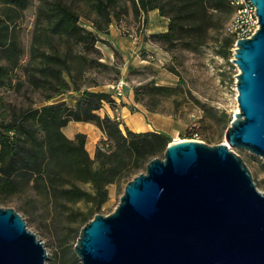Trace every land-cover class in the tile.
<instances>
[{
    "label": "trees",
    "instance_id": "1",
    "mask_svg": "<svg viewBox=\"0 0 264 264\" xmlns=\"http://www.w3.org/2000/svg\"><path fill=\"white\" fill-rule=\"evenodd\" d=\"M133 2L146 15L158 10L169 18L168 30L152 38L169 46L183 42L192 50L207 44L210 33L224 29L234 13L225 0ZM30 3L0 0V89L19 79L14 71L21 68L29 85L43 91L46 101L71 91L82 95L73 106L63 102L29 108L0 120V201L31 187L60 216H65L70 206L89 204L80 221V225L86 224L109 201L110 186L128 184L152 159L164 156L172 139L163 132L123 130L116 118L100 114L105 104L116 109L113 95L91 91L99 86L96 82L84 86L90 70L108 68L100 62L97 44L102 40L100 34H109L117 0H39L30 59L23 66L19 22ZM83 17L94 31L81 25ZM233 44L235 38L226 35L218 54L228 60ZM18 84L21 89L22 80ZM167 90L159 86L144 94L137 90L135 101L141 103L143 96ZM3 106L0 96V110ZM148 110L158 113L157 105ZM72 121L93 124L103 133L94 158L86 149L85 134L70 139L64 133ZM223 123L228 126L229 120L225 117ZM79 236L77 229L75 240ZM67 256L64 264H80L72 250Z\"/></svg>",
    "mask_w": 264,
    "mask_h": 264
},
{
    "label": "water",
    "instance_id": "2",
    "mask_svg": "<svg viewBox=\"0 0 264 264\" xmlns=\"http://www.w3.org/2000/svg\"><path fill=\"white\" fill-rule=\"evenodd\" d=\"M260 29L237 41L239 111L216 146L187 139L126 185L114 212L97 214L74 252L81 264H264V193L244 159L264 160V0ZM45 244L13 208H0V264H47Z\"/></svg>",
    "mask_w": 264,
    "mask_h": 264
},
{
    "label": "rangeland",
    "instance_id": "3",
    "mask_svg": "<svg viewBox=\"0 0 264 264\" xmlns=\"http://www.w3.org/2000/svg\"><path fill=\"white\" fill-rule=\"evenodd\" d=\"M38 5L39 0H31L29 8L24 12V18L19 22L24 49L23 66L30 59ZM158 13L159 16L156 17L159 23L163 22L168 26L169 18L161 16L159 11ZM80 23L88 30L94 31L92 23L87 18L83 17ZM150 23L148 14L138 11L133 0H117L112 12L111 26H117L124 38L134 43L136 59L130 61L132 57L128 59L124 57L123 60L121 54L115 51L114 59L108 61L100 50L102 53L100 62L108 68L90 70L83 80L84 86L96 82L99 86L91 88V91L110 93L113 97H115L113 86L123 79L124 94L131 92L134 97L137 90L144 94L154 87H166L168 90L162 94L145 95L142 102L137 104L148 112H150L148 109L157 105L159 114L175 121V128L167 134L172 139L171 143L193 139L211 146L226 143L232 149L227 143L226 133L234 115L239 111L236 83L240 71L233 64L235 45L231 47L228 60L218 54L221 41L226 37L223 29L211 32L207 44L196 50L186 48L183 42L165 45L152 38L153 34H147L146 29ZM130 34H135L139 39L134 41ZM105 35L100 34V37ZM97 47L100 49L112 46L109 42L101 40ZM141 59L144 62H141ZM14 75L22 80V86L20 89L19 79H14L11 85L0 89L4 105L0 110V120L3 118L9 120L15 114L29 108H42L63 102L73 106L82 95L71 91L46 101L43 91L34 90L29 85L21 68L16 69ZM100 114L105 115L102 111ZM225 117L229 120L228 126H224ZM81 127L91 133L92 138L91 126L83 124ZM65 133L68 135V128L65 129ZM93 148V141L90 140L87 149ZM235 151L244 159L258 189L264 193V160L246 150ZM144 172L145 170L141 173ZM126 185L110 186L109 201L97 214L104 216L112 214L124 195ZM1 199L0 208L15 209L26 221L28 229L45 244L49 257L47 264H64L68 257L67 252L72 250L75 254L74 247L77 243L75 230L80 229L81 233L94 218L80 225L83 214L87 213L90 207L85 203L70 206L65 216L57 215L46 199L31 187L10 197L3 196ZM75 256L77 257L76 254Z\"/></svg>",
    "mask_w": 264,
    "mask_h": 264
},
{
    "label": "crops",
    "instance_id": "4",
    "mask_svg": "<svg viewBox=\"0 0 264 264\" xmlns=\"http://www.w3.org/2000/svg\"><path fill=\"white\" fill-rule=\"evenodd\" d=\"M158 14L159 13L156 10L148 13V18L151 22L146 29L148 35L164 33L168 30L167 24L165 25L163 22L159 23L158 18L156 17L159 16ZM101 39L109 42L112 46L110 48L100 47V50H102L108 61L114 59L113 54L115 51H118L121 54L123 60L124 57L126 59L132 57V60L130 61L136 59V48L134 43L129 41L127 38H124V35H122L117 26L112 25L109 34H106L105 37L101 36ZM140 61L144 62L143 59ZM114 99L116 102V109H112L108 104H105L101 111L103 114H108L111 118L119 119L123 130L128 128L136 133L163 132L165 134H169L170 131L175 128V121L172 118L163 116L159 113L148 112L143 107H140L135 101L134 94L131 92L125 93L121 98L114 97ZM83 124L91 126L93 134L92 138L91 133L82 129L81 126H83ZM67 128L68 135L65 133V129ZM64 133L70 139H74L79 133L85 134L87 136L86 149L89 141L92 140L94 145L93 150L87 149L92 158L95 155L97 144L102 138H104L100 129L93 124L84 122H70L64 128Z\"/></svg>",
    "mask_w": 264,
    "mask_h": 264
},
{
    "label": "built area",
    "instance_id": "5",
    "mask_svg": "<svg viewBox=\"0 0 264 264\" xmlns=\"http://www.w3.org/2000/svg\"><path fill=\"white\" fill-rule=\"evenodd\" d=\"M233 9L234 13L225 25V35L235 38V47L240 39H250L260 29V21L257 15V8L251 0H225ZM134 41L138 40L135 34L129 35ZM125 82L121 80L113 86L115 97L121 98L124 95ZM119 121V119H117Z\"/></svg>",
    "mask_w": 264,
    "mask_h": 264
}]
</instances>
